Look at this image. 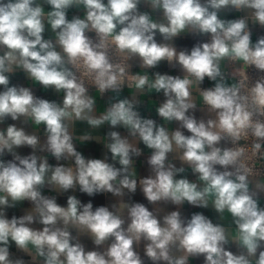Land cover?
<instances>
[{
	"label": "clouds",
	"instance_id": "1",
	"mask_svg": "<svg viewBox=\"0 0 264 264\" xmlns=\"http://www.w3.org/2000/svg\"><path fill=\"white\" fill-rule=\"evenodd\" d=\"M142 3L151 12L141 11ZM71 8L82 15L68 19ZM233 10L241 15L221 17ZM255 25L264 29V0H0V124L10 118L36 129L0 128V264H146L137 250L142 243L151 264L200 257L203 264H264V35L252 40ZM184 34L207 40L178 50L173 41ZM162 61L183 75H150ZM18 70L62 100L11 85L9 74ZM205 78L212 87H201ZM125 87L130 98H120ZM90 89L99 97L114 94L107 107L97 106ZM153 92L165 97L156 106L163 124L137 110L139 97ZM197 101L206 119L195 116ZM78 123L90 131L77 135ZM106 124L127 135L93 136ZM91 140L103 142L110 160L85 158L74 144ZM140 144L150 150L151 175L144 178L135 168L144 155ZM25 146L31 154L16 152ZM37 151L69 164L53 166ZM6 153L12 159H3ZM184 165L195 181L177 178ZM138 186L150 204L177 210L160 218L159 207L124 202L125 190L135 193ZM45 187L90 197L110 193L119 201L110 210L69 195L61 206L42 194ZM24 201L31 208L9 218L6 210ZM185 202L210 207L220 222L199 212L183 218ZM84 235L93 250L81 242ZM13 245L30 261L14 257Z\"/></svg>",
	"mask_w": 264,
	"mask_h": 264
},
{
	"label": "crops",
	"instance_id": "2",
	"mask_svg": "<svg viewBox=\"0 0 264 264\" xmlns=\"http://www.w3.org/2000/svg\"><path fill=\"white\" fill-rule=\"evenodd\" d=\"M141 11H148L151 12L147 6H145L143 3L139 6ZM46 10H48V7L46 6ZM153 15V18H158L159 13H151ZM74 15H82V10L77 9V8H71L68 11V19H71ZM235 15L234 11L231 12H226V13H221V17L224 19H233ZM252 27V40L255 42L258 36L264 35V29H261L258 25L251 26ZM52 34L49 31H46L45 33V38H51ZM156 39L158 42H162V37L160 36L159 33H157ZM207 37L204 36H197V35H192V34H184L178 38H176L173 41L174 46L178 50H183V49H188L190 50L195 44L199 42H206ZM132 72H140L141 69L138 65V62L133 63V67L131 69ZM155 72H160L161 74H169V75H183L182 72L179 69V66L173 67L168 64L166 61H162L156 68L150 69L149 74H153ZM10 75V84L11 85H17V86H25V87H30L33 90L34 95L47 99L49 101H57L60 102L62 100V94H58L52 89H44L41 85L35 84L32 81L28 80L26 75L22 71H17L14 74H9ZM212 83L209 80L205 79L204 83L201 85L204 86L205 84ZM214 83V82H213ZM0 90H2V86H0ZM90 95L92 96H97V106L98 107H107L109 98L112 97L114 94L109 93L105 95L104 97H99V93H96L95 91H90ZM120 98H130V93L128 89L123 90L120 94ZM140 99V104L137 106V110L139 111L140 115L144 118H151L154 119L158 124H163L164 122L159 118V116L156 113V106H158L159 103L163 102L165 97L163 96V93H155L153 92L149 97L148 96H141L139 97ZM201 105L199 101H197V109L195 111V116L197 119L200 118H207L206 114L204 112L200 111ZM102 111L103 109H99ZM17 124L18 126H22L25 128V130L29 133H32L36 131L34 127L32 126L31 122L29 121L26 124H21L19 121H12L10 118L5 121L4 124H0V128H6L8 124ZM170 130H175L178 127V124L176 122H172L171 124L168 125ZM118 131L121 133L122 136L127 135V130L124 129L123 127H117V128H111L109 125H104L100 130H97L93 132V136L99 135V136H104L106 135L109 131ZM76 131L77 135H81L86 131H90L88 129V126L86 123H78L76 126ZM185 132L186 135L187 133L186 130H182ZM38 134L41 136V140H44V134H43V125L40 127ZM74 144L77 148L78 151H80L85 158H96V159H104L105 155L109 156L110 160V153L107 152L106 148L104 147V144L102 141L97 142L95 140L91 141H86L83 144H81L79 141H74ZM144 152V155L137 158L135 161V168H136V174L138 178H144L149 175H151L150 168L147 164L146 157L150 154V150L145 148L142 144L139 145ZM16 152L20 154L21 156H26L31 154L32 149L29 147H20L16 149ZM37 155L39 156H47L49 164L55 166L57 163L64 164L65 166H68L69 162L68 161H60L57 162L54 157L48 155L47 153L37 151ZM5 160L12 159L11 154H5L3 157ZM171 159V157H170ZM173 163L176 164L177 167L181 166L180 161L175 160ZM185 167V172L178 174L177 178H182V177H187L190 181H195L196 177L192 174L191 169L188 168L186 165ZM42 194L46 196H56L57 197V203H59L61 206H65L67 202V197L69 195H76L78 199L81 200L82 203H88L89 201L92 202L93 207H99V206H107L112 209V205L117 204L119 201V198L112 196L110 193L105 194V193H98L94 196H88L87 194L80 193L78 190L75 192H72L69 190L68 192H65L63 194H59L53 190H50L48 187H45L42 189ZM124 202L132 204V203H142L150 211H153L155 207H159L161 211L158 213V217L162 218L164 214L170 211L177 210V206L171 204V203H163L161 202L158 206H154L150 204L147 199L144 197L142 191L140 190L139 186L137 187V190L135 193H128L127 190H125V196L123 197ZM260 204L262 207H264V197L261 198ZM31 208V204L28 201L21 202L17 204L15 208H9L6 210L7 216L11 218L13 215L19 217L25 214V211L27 209ZM179 211L181 212V215L183 218H190L193 213H203L207 217L213 220L214 223L220 222L217 213L209 208H202V207H194L192 205H189L187 202L183 206L179 208ZM33 227L36 228H41L42 225L39 224H34ZM72 235L76 236V230L72 229ZM81 242L85 245L86 250H93L94 245L91 241V239L84 235L80 237ZM229 250L235 252L236 247L235 245H229ZM142 258L145 259L146 264H151V262L147 261V258L144 257L143 253V243L141 246L137 249ZM11 251L14 255V257H19L23 258L25 261H30V257H28L26 254L18 251L15 246L13 245L11 248ZM189 264H203V257H200L198 259H190Z\"/></svg>",
	"mask_w": 264,
	"mask_h": 264
},
{
	"label": "built area",
	"instance_id": "3",
	"mask_svg": "<svg viewBox=\"0 0 264 264\" xmlns=\"http://www.w3.org/2000/svg\"><path fill=\"white\" fill-rule=\"evenodd\" d=\"M234 11V10H233ZM235 12V15H234V17H233V19H235V18H238V16H240L241 14L240 13H238V12H236V11H234ZM92 35H94V34H92ZM133 74H136V73H138V72H132ZM249 74L250 75H252L253 77H255V75H256V72H255V70L254 69H249ZM205 79H207V78H205ZM208 80V79H207ZM211 82V81H210ZM213 86V82L212 83H209V84H205L204 86H202L203 88H207V87H212ZM127 88L125 87L124 88V90H126ZM90 91H95V89H90ZM98 93V92H97ZM107 94H109V93H107ZM106 94V95H107ZM230 146V145H229Z\"/></svg>",
	"mask_w": 264,
	"mask_h": 264
}]
</instances>
